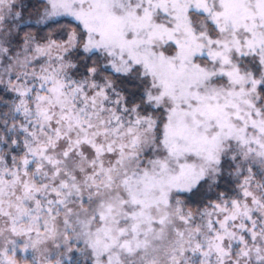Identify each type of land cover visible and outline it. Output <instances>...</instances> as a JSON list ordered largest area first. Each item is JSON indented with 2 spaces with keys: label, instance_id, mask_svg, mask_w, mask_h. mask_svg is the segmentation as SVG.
Masks as SVG:
<instances>
[{
  "label": "snow or ice",
  "instance_id": "1",
  "mask_svg": "<svg viewBox=\"0 0 264 264\" xmlns=\"http://www.w3.org/2000/svg\"><path fill=\"white\" fill-rule=\"evenodd\" d=\"M0 264H264V0H0Z\"/></svg>",
  "mask_w": 264,
  "mask_h": 264
}]
</instances>
